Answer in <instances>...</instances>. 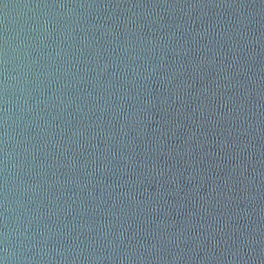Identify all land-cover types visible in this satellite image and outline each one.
Masks as SVG:
<instances>
[{
    "label": "water",
    "instance_id": "obj_1",
    "mask_svg": "<svg viewBox=\"0 0 264 264\" xmlns=\"http://www.w3.org/2000/svg\"><path fill=\"white\" fill-rule=\"evenodd\" d=\"M0 264H264V0H0Z\"/></svg>",
    "mask_w": 264,
    "mask_h": 264
}]
</instances>
